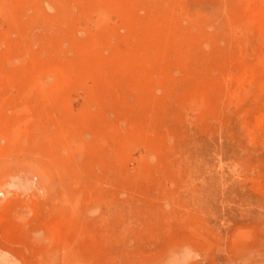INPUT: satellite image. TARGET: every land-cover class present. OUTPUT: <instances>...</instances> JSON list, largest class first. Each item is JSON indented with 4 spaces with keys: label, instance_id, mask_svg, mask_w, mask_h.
Segmentation results:
<instances>
[{
    "label": "rangeland",
    "instance_id": "obj_1",
    "mask_svg": "<svg viewBox=\"0 0 264 264\" xmlns=\"http://www.w3.org/2000/svg\"><path fill=\"white\" fill-rule=\"evenodd\" d=\"M87 1L0 0V264H264L250 0ZM156 8L174 27L154 62L109 66L148 42L134 17ZM96 32L108 66L79 67Z\"/></svg>",
    "mask_w": 264,
    "mask_h": 264
},
{
    "label": "bare ground",
    "instance_id": "obj_2",
    "mask_svg": "<svg viewBox=\"0 0 264 264\" xmlns=\"http://www.w3.org/2000/svg\"><path fill=\"white\" fill-rule=\"evenodd\" d=\"M85 3H90V8L91 7L92 8L105 7V8H113V9H119L121 7V5L123 4L121 0H88ZM262 7H263L262 0L261 1L250 0V2H248V1L245 2L244 8H243L244 9V15L247 18H249L248 20L250 22L253 23L252 26H254V25L258 26V29H259L258 31H260L261 33L264 30L263 23L261 21ZM159 13H161V15ZM125 17H128V15H125ZM134 22L137 23V25H143L144 27L146 25V29L148 30L149 35H150L148 42L147 43L141 42V43L137 44V47L134 51L128 50L127 52H125L122 55V59L119 63H108L109 66L129 68V67H133L131 62L138 61V60H139V67L140 68L149 66V64L154 62L153 61L154 59L149 54V50H150V52L153 51L152 50L153 49V41L156 40V37H155L156 33L159 30L163 29V26L167 27L169 30L173 29V27H174L172 22H168L167 19H165L163 9H161V8L160 9L156 8V9L151 10L147 14V16L144 20L140 19L138 17V15H135ZM126 23L128 24V25L126 24L127 29H128V26L130 27L132 24H130L128 21ZM254 23H256V24H254ZM259 27H262L263 30ZM99 29H100V31L103 29L102 25L99 26L97 32L99 31ZM97 32L95 34H88L87 40L80 43L77 47H74L75 51L77 52L74 62L79 67L103 68L104 66H108L107 60L105 62H102L95 57V54L98 53L99 46H100L101 41L104 37L103 32H100L99 35L97 34ZM176 38L177 37L174 38L173 42L175 41ZM166 43L170 44V43H172V41H167ZM174 44L175 43H173V46L175 47ZM157 47H158V45H157ZM161 47L165 48V47H169V46L161 45L160 47H158L159 51H157L156 54L154 53L155 55H157V58H159L158 54H162L164 52L161 50ZM156 61H158V59ZM158 65H160V64H158ZM69 66L73 67L72 65H69ZM68 68L69 67H66L64 69H60V68L56 69L55 68L56 73H57L58 82L64 80L65 74L63 72L65 70H67ZM129 71H130V69H129ZM250 74H252V73H250ZM106 78H108V77L106 76L103 79L105 80Z\"/></svg>",
    "mask_w": 264,
    "mask_h": 264
}]
</instances>
